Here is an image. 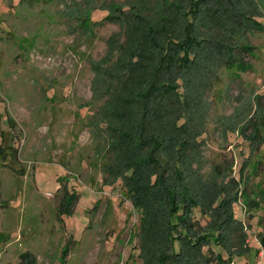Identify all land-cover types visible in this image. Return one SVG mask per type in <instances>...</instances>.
<instances>
[{
  "label": "rangeland",
  "instance_id": "374dc122",
  "mask_svg": "<svg viewBox=\"0 0 264 264\" xmlns=\"http://www.w3.org/2000/svg\"><path fill=\"white\" fill-rule=\"evenodd\" d=\"M193 2L202 4H176ZM164 3L0 0V264H145L152 255L175 263L168 251L176 230L154 194L142 223L118 178L123 168L113 142L114 109L144 87L152 63L135 65L129 54L139 16L159 26L164 12L171 29L185 27L174 0ZM221 5L233 12L238 5L244 24L235 33L221 20L208 27L220 45L200 52L210 57L191 72L184 127L185 136L195 132L203 140L179 174L206 214L198 213L201 224L190 235L214 228L229 264L245 262L239 252L249 247H264V28L254 29L250 19L264 22V0ZM223 57L240 65H223ZM165 105L171 125L177 107ZM259 118L263 141L252 148L249 137L260 128L250 123ZM66 190L78 194L68 215L60 213ZM232 206L239 221L226 224ZM207 253L205 262L217 264Z\"/></svg>",
  "mask_w": 264,
  "mask_h": 264
},
{
  "label": "trees",
  "instance_id": "16d2710c",
  "mask_svg": "<svg viewBox=\"0 0 264 264\" xmlns=\"http://www.w3.org/2000/svg\"><path fill=\"white\" fill-rule=\"evenodd\" d=\"M165 1L167 0H163V7L167 6ZM195 1L196 4H202L196 7L193 2L182 6L174 0L175 7L179 9L178 18L185 22L184 29L178 33L170 28V23L165 22L167 18H164V12L159 26L154 21H149L146 15L139 16V39L129 54L136 62L135 65L145 60H151L152 63L144 87L134 94L131 93L130 98L119 102L114 109L115 121L119 125L114 127L113 142L120 152L116 161L123 168L118 173V178L127 189L133 205L140 209L142 223L146 224L149 219V206L154 194L155 199L152 201L164 208L167 224L170 223L172 230H176L174 237L169 239V257L176 258L173 264H207L205 259L211 258L207 250L216 254L217 264H224L226 260L221 254L225 249V242L222 241L220 233H214V228H211L196 238L190 235L191 229L194 231L195 225L201 224V220L197 218L198 213L203 216L205 213L197 199L186 192L187 188L182 189L183 182L179 172L191 163V157H195L194 147L203 140V134L195 132L185 136L184 127L188 123L185 110L189 107L188 86L191 84V72L198 73L199 68L204 66L203 61L210 57L205 52L201 56L200 52L206 48L216 50L217 45H220L208 33H213V28L208 27L217 25L221 20L226 22L227 30L235 33L244 24L245 15L243 16V10L238 5H235V12L223 10L221 3L224 0H216V3L213 0ZM130 6L128 10L134 11L136 15L140 14V8ZM112 17L109 12L106 19ZM250 19L254 29L263 30L264 22L259 16L252 15ZM201 21L205 25V31L201 27ZM239 45L245 51L247 45ZM220 63L226 66L235 63L240 65V61L234 62L226 57ZM167 101L177 107L173 111L171 125L167 121L172 112L166 108ZM251 120L254 121L250 123L251 127L260 129L254 135L251 134L248 144L252 148L256 145L257 148L263 141V124L260 118L258 123ZM64 196L67 199L61 201L60 213L68 215L72 212L71 205L77 200L78 194L66 190ZM229 214V218L227 216L224 219L226 224L232 218L239 221L235 217L233 206L230 207ZM213 245L217 248L213 249ZM256 252L255 247L239 252L241 257H245V262L236 264H255ZM157 258L152 255V261L148 258L145 264H164Z\"/></svg>",
  "mask_w": 264,
  "mask_h": 264
},
{
  "label": "built area",
  "instance_id": "2783aa9c",
  "mask_svg": "<svg viewBox=\"0 0 264 264\" xmlns=\"http://www.w3.org/2000/svg\"><path fill=\"white\" fill-rule=\"evenodd\" d=\"M229 264H236L235 261H230ZM255 264H264V247L257 249Z\"/></svg>",
  "mask_w": 264,
  "mask_h": 264
},
{
  "label": "crops",
  "instance_id": "0c3cea01",
  "mask_svg": "<svg viewBox=\"0 0 264 264\" xmlns=\"http://www.w3.org/2000/svg\"><path fill=\"white\" fill-rule=\"evenodd\" d=\"M256 256H257V252H256ZM255 261H256V257H255Z\"/></svg>",
  "mask_w": 264,
  "mask_h": 264
}]
</instances>
